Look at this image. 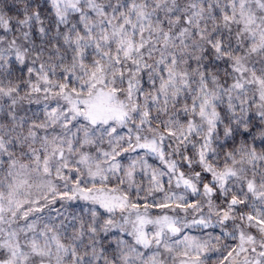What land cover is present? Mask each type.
I'll return each instance as SVG.
<instances>
[{"label": "snow or ice", "instance_id": "obj_1", "mask_svg": "<svg viewBox=\"0 0 264 264\" xmlns=\"http://www.w3.org/2000/svg\"><path fill=\"white\" fill-rule=\"evenodd\" d=\"M0 264H264V0H0Z\"/></svg>", "mask_w": 264, "mask_h": 264}]
</instances>
